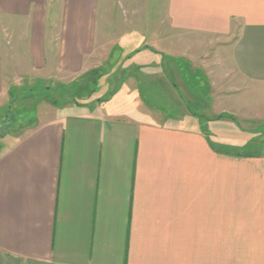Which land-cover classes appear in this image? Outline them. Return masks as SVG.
<instances>
[{
	"label": "crops",
	"instance_id": "0c3cea01",
	"mask_svg": "<svg viewBox=\"0 0 264 264\" xmlns=\"http://www.w3.org/2000/svg\"><path fill=\"white\" fill-rule=\"evenodd\" d=\"M158 3L178 57L213 48L200 60L223 79L214 104L263 114L264 0ZM103 8L0 0V97L19 46L6 36L25 32L29 69L50 74L55 24V67L79 74ZM0 264H264V149L229 153L190 123L110 103L62 107L0 139Z\"/></svg>",
	"mask_w": 264,
	"mask_h": 264
},
{
	"label": "rangeland",
	"instance_id": "374dc122",
	"mask_svg": "<svg viewBox=\"0 0 264 264\" xmlns=\"http://www.w3.org/2000/svg\"><path fill=\"white\" fill-rule=\"evenodd\" d=\"M158 1L103 0L105 13L97 25L104 29L97 30L93 50L75 75L55 67V24L50 31L55 70L50 69V74L29 69L25 32L17 40L6 36V41L19 46L8 56L4 77L8 93L0 97V139L25 133L38 118H53L67 105L110 103L118 113L190 123L229 153L262 152L264 113L221 110L223 103L214 104V99L222 98L218 92L223 90V79L205 69L200 60L213 48H205L201 55L197 48L184 47V57H178L174 32L159 30L165 17ZM149 26L156 29H144Z\"/></svg>",
	"mask_w": 264,
	"mask_h": 264
}]
</instances>
